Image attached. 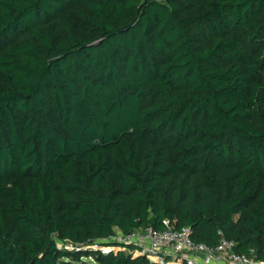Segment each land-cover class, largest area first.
<instances>
[{
    "label": "trees",
    "instance_id": "16d2710c",
    "mask_svg": "<svg viewBox=\"0 0 264 264\" xmlns=\"http://www.w3.org/2000/svg\"><path fill=\"white\" fill-rule=\"evenodd\" d=\"M165 221L264 261V0H0V264Z\"/></svg>",
    "mask_w": 264,
    "mask_h": 264
},
{
    "label": "built area",
    "instance_id": "2783aa9c",
    "mask_svg": "<svg viewBox=\"0 0 264 264\" xmlns=\"http://www.w3.org/2000/svg\"><path fill=\"white\" fill-rule=\"evenodd\" d=\"M164 226L166 228L162 230L148 227L129 233L116 229L115 235L108 240L112 247L104 246L101 251H129L134 257H145L153 264H264L255 257V250H251L249 255L238 254L235 242L223 239L214 248L195 245L190 228L174 231L169 221H165ZM57 243H69L71 248L66 251L78 250V246L68 241ZM90 248L98 250L99 246Z\"/></svg>",
    "mask_w": 264,
    "mask_h": 264
},
{
    "label": "rangeland",
    "instance_id": "374dc122",
    "mask_svg": "<svg viewBox=\"0 0 264 264\" xmlns=\"http://www.w3.org/2000/svg\"><path fill=\"white\" fill-rule=\"evenodd\" d=\"M58 247H59V249L64 250V251L71 248V246H69V243H58ZM85 262H88L90 264H96L92 259H87Z\"/></svg>",
    "mask_w": 264,
    "mask_h": 264
}]
</instances>
